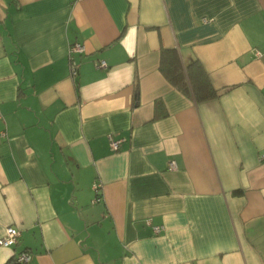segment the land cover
<instances>
[{"label": "crops", "instance_id": "obj_1", "mask_svg": "<svg viewBox=\"0 0 264 264\" xmlns=\"http://www.w3.org/2000/svg\"><path fill=\"white\" fill-rule=\"evenodd\" d=\"M165 49L218 95L173 85ZM8 226L0 264H264V0H0Z\"/></svg>", "mask_w": 264, "mask_h": 264}, {"label": "trees", "instance_id": "obj_2", "mask_svg": "<svg viewBox=\"0 0 264 264\" xmlns=\"http://www.w3.org/2000/svg\"><path fill=\"white\" fill-rule=\"evenodd\" d=\"M160 65L163 73L173 85L179 87L184 92L191 93L197 101H206L218 95L217 90L212 85L207 73L198 60L184 65L176 50L165 49L161 55ZM95 184L97 183H94V186ZM98 195L97 197H100L101 200L102 197L100 194ZM16 256L14 255L11 258V264H21L16 261Z\"/></svg>", "mask_w": 264, "mask_h": 264}, {"label": "built area", "instance_id": "obj_3", "mask_svg": "<svg viewBox=\"0 0 264 264\" xmlns=\"http://www.w3.org/2000/svg\"><path fill=\"white\" fill-rule=\"evenodd\" d=\"M85 46L82 43L75 42L74 44H71L70 46V73L73 78H75L78 73L81 66L80 61L76 58L80 55H82L85 52ZM98 67L101 68H107L108 65L106 61L98 62ZM4 135V133H3ZM122 140H111V147L114 150H118L120 148ZM170 167L174 168L175 163L171 162ZM101 185L99 183L95 184L94 188L95 191H99ZM100 200V197H96L94 200L95 202H98ZM162 227L160 226H154V231L156 233H159L161 231ZM21 237V231L15 227V226H8L5 229V233L0 236V247H14L18 244L19 239ZM32 259V253L25 250L17 254L16 261L21 264H27Z\"/></svg>", "mask_w": 264, "mask_h": 264}]
</instances>
